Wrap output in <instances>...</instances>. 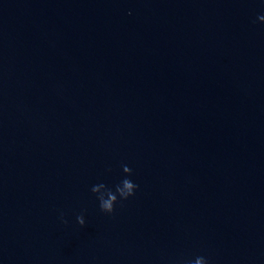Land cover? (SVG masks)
I'll use <instances>...</instances> for the list:
<instances>
[{
  "label": "water",
  "instance_id": "obj_1",
  "mask_svg": "<svg viewBox=\"0 0 264 264\" xmlns=\"http://www.w3.org/2000/svg\"><path fill=\"white\" fill-rule=\"evenodd\" d=\"M260 15L0 0V264H264ZM122 165L139 187L104 213Z\"/></svg>",
  "mask_w": 264,
  "mask_h": 264
},
{
  "label": "clouds",
  "instance_id": "obj_2",
  "mask_svg": "<svg viewBox=\"0 0 264 264\" xmlns=\"http://www.w3.org/2000/svg\"><path fill=\"white\" fill-rule=\"evenodd\" d=\"M258 19L264 21V15H260ZM122 171L126 175L119 183L115 184L114 188L103 182L95 184L91 188V192L99 202L100 210L104 213H113L115 211V205L135 195V191L139 187V185L134 183L130 178L133 173L132 168L127 165H122ZM60 219L63 223H68V221L64 219L63 213H61ZM76 220L79 225H85V218L82 213L76 217ZM177 264H208V260L205 256H197L194 260L181 259Z\"/></svg>",
  "mask_w": 264,
  "mask_h": 264
}]
</instances>
